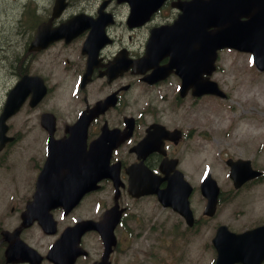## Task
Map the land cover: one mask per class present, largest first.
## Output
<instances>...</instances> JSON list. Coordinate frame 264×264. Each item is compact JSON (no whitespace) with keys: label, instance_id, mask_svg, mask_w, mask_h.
<instances>
[{"label":"flooded vegetation","instance_id":"1","mask_svg":"<svg viewBox=\"0 0 264 264\" xmlns=\"http://www.w3.org/2000/svg\"><path fill=\"white\" fill-rule=\"evenodd\" d=\"M10 1L0 11V264L98 262L104 243L97 228L60 239L81 220H105L107 231L115 221L107 258L117 264L125 239L139 227L141 199L151 197L165 212L154 215V224L169 228L174 213L184 229L198 231L224 198L264 183V169L250 157L232 156L261 173L239 186L229 174L213 175L218 201L206 215L203 169L196 181L186 174L185 153L200 148L203 135L199 124H188V113L199 114L184 101L200 97L190 88L180 94L175 68L158 70L170 60L160 53L171 34L167 26L190 0ZM174 168L192 187L187 218L156 193L137 194L165 188ZM95 175H101L96 186L88 187ZM77 191H84L77 202L67 199ZM35 197L37 215L31 216ZM254 209L243 227L222 221L213 227L211 242L222 224L235 233L250 230L247 236L258 242L245 262L233 264H264V227L253 229L264 225V205Z\"/></svg>","mask_w":264,"mask_h":264},{"label":"rangeland","instance_id":"2","mask_svg":"<svg viewBox=\"0 0 264 264\" xmlns=\"http://www.w3.org/2000/svg\"><path fill=\"white\" fill-rule=\"evenodd\" d=\"M1 4L9 6L13 2L0 0L3 12L7 10ZM212 78L226 97L204 95L184 101L186 108L199 114L196 118L188 113V124H199L203 135L200 148L185 153L186 174L196 181L203 169L222 178L228 174L224 159L229 155L250 157L256 167L264 169V71L255 67L248 52L229 48L220 51ZM4 92V78L0 76V101ZM260 135L263 136L257 138ZM136 205L139 227L125 239L117 264H211L215 257L211 246L214 225L220 221L238 227L247 225L254 207L264 205V183L244 189L234 199L224 198L215 217L206 219L198 231L184 229L174 213L169 228L154 224V215L158 212L159 217H164L165 212L156 208L151 197L141 199ZM200 205L201 201L194 199V206L199 209ZM173 230L179 236L173 235Z\"/></svg>","mask_w":264,"mask_h":264},{"label":"water","instance_id":"3","mask_svg":"<svg viewBox=\"0 0 264 264\" xmlns=\"http://www.w3.org/2000/svg\"><path fill=\"white\" fill-rule=\"evenodd\" d=\"M190 7L192 10L185 11L172 26V30H176L174 37L179 41L178 46L175 45V48L166 51L171 55L169 66L175 67L181 77L182 90L192 87V91L197 95L203 93L225 95L216 81L210 79V74L215 69L217 50L225 46L250 51L256 67L264 69V0H199L193 2ZM238 163L239 161L231 164L230 172L237 180V184L259 172L256 170L251 173L239 172ZM173 175L176 179L169 181L165 190L158 191L160 200L164 204L173 205L188 216L191 211L187 195L191 187L179 170L174 169ZM179 182H183V187L177 186ZM205 183L202 191L208 198L206 212L211 214L218 187L210 176ZM154 190L147 189L144 192ZM179 199L181 202L178 203ZM100 231L106 248L98 264H106L108 261L105 257L109 254L114 241H108L105 229ZM112 236L114 237L113 232ZM214 244L218 250L214 264H231L233 260L245 256L249 249L258 245V242L243 234L235 235L223 226L217 230ZM235 250L239 251L233 253Z\"/></svg>","mask_w":264,"mask_h":264},{"label":"bare ground","instance_id":"4","mask_svg":"<svg viewBox=\"0 0 264 264\" xmlns=\"http://www.w3.org/2000/svg\"><path fill=\"white\" fill-rule=\"evenodd\" d=\"M248 122V121H247ZM250 123V122H249ZM246 125V124H245ZM247 125H249V124H247ZM251 125V124H250ZM245 127V126H244ZM246 127H248V126H246ZM251 127L253 128L254 126L253 125H251ZM255 127H257V126H255ZM254 127V128H255ZM249 128H250V126H249ZM246 130V129H245ZM254 130V129H253ZM259 130V129H258ZM248 131V130H247ZM249 131H252V130H250L249 129ZM254 131H252V133H253ZM259 132V131H258ZM248 133V132H247ZM249 134V133H248ZM255 134H256V131H255ZM260 134V133H259ZM256 135H258V134H256ZM256 135H254V136H256ZM251 136H253L252 134H251Z\"/></svg>","mask_w":264,"mask_h":264}]
</instances>
